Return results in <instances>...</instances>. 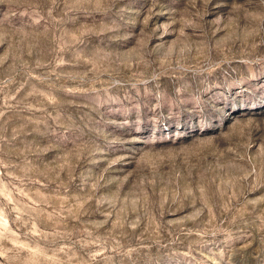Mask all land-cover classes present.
Masks as SVG:
<instances>
[{
  "label": "rangeland",
  "instance_id": "374dc122",
  "mask_svg": "<svg viewBox=\"0 0 264 264\" xmlns=\"http://www.w3.org/2000/svg\"><path fill=\"white\" fill-rule=\"evenodd\" d=\"M0 264H264V0H0Z\"/></svg>",
  "mask_w": 264,
  "mask_h": 264
}]
</instances>
